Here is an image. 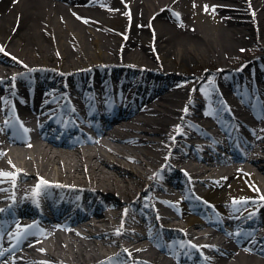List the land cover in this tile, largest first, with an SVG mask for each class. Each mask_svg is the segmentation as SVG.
I'll use <instances>...</instances> for the list:
<instances>
[{"label":"bare ground","instance_id":"obj_1","mask_svg":"<svg viewBox=\"0 0 264 264\" xmlns=\"http://www.w3.org/2000/svg\"><path fill=\"white\" fill-rule=\"evenodd\" d=\"M215 10L220 14L211 19ZM246 52L252 58L234 70L199 80L178 71L204 60L230 66ZM42 69L53 80L29 95L43 104L38 113L48 109L57 117L52 104L65 93L82 108L75 83L101 101L100 88L115 87L120 75L128 82L114 90L115 99L132 107L91 135L52 139L36 129L25 98ZM135 75L141 81L133 84L153 85L141 98L130 81ZM263 83L264 0H0V117L12 102L29 133L8 138L0 131V172L11 174L0 176V202L38 191L46 179L66 182V192L55 191L60 203L74 198L72 192L90 198L105 192L89 213L68 219L58 213L39 244L20 241L0 255V264H97L98 257L100 264H117L123 256L132 264H178L170 254L179 245L205 254L212 249L210 264H264V104L258 110L259 102L252 108L248 101ZM225 105L234 113H224L228 120L217 115ZM233 133L250 136L243 153L229 157L213 149L217 137ZM146 180L141 205V194L133 199L131 193ZM248 191L254 194L240 203L233 199ZM185 196L188 201H179ZM237 228L248 231L241 236ZM159 230L172 243L161 246ZM8 238L1 236L0 244ZM36 251L49 259L36 261Z\"/></svg>","mask_w":264,"mask_h":264},{"label":"rangeland","instance_id":"obj_2","mask_svg":"<svg viewBox=\"0 0 264 264\" xmlns=\"http://www.w3.org/2000/svg\"><path fill=\"white\" fill-rule=\"evenodd\" d=\"M218 11H216L215 13H213L212 15L210 14V17H212L211 19H214L218 16ZM252 54L251 53H244L241 57V61L243 60H247L249 57H251ZM214 62V61H213ZM223 62H214V65H211L208 61L204 60L203 62H201L198 66L193 67L192 64L190 63H186V67L184 68H179V71L181 72V74L183 75L184 79H190V78H194L199 79L201 78L203 75L207 74V73H214L215 71L218 70L219 66L222 64ZM143 158L146 159L145 155H142ZM155 179V177L153 178ZM157 179V177H156ZM147 181L146 180L144 183L137 185L136 187V191L134 193H131V197L134 199L137 197L138 194H141V198L140 200L144 201L145 196V191L144 188L147 186ZM181 201V200H179Z\"/></svg>","mask_w":264,"mask_h":264},{"label":"snow or ice","instance_id":"obj_3","mask_svg":"<svg viewBox=\"0 0 264 264\" xmlns=\"http://www.w3.org/2000/svg\"><path fill=\"white\" fill-rule=\"evenodd\" d=\"M185 111H187V109H185ZM0 176H8V177H10V176H11V174H8V173H2V172H0Z\"/></svg>","mask_w":264,"mask_h":264}]
</instances>
